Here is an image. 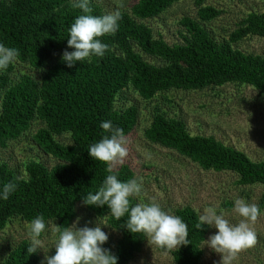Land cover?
Returning a JSON list of instances; mask_svg holds the SVG:
<instances>
[{
  "label": "trees",
  "instance_id": "1",
  "mask_svg": "<svg viewBox=\"0 0 264 264\" xmlns=\"http://www.w3.org/2000/svg\"><path fill=\"white\" fill-rule=\"evenodd\" d=\"M175 1L139 0L131 10L121 11L115 35L99 38L109 46L104 56L92 57L91 62H76L69 68L62 61V54L65 49L74 51L67 44L69 29L83 14L72 7L73 0H0V43L18 49V61L43 69L55 54L59 55L41 82L31 75H21L13 83L14 63L0 69V147L7 146L40 119L45 127L37 131L34 140L58 160L48 166L30 159L26 178L18 176L6 162L0 164V190L6 183L16 184L7 200L0 198V232L16 216L29 222L42 216L45 222L57 221L63 230L72 225L77 203H83V197L89 193L95 194L108 175H116L121 182L133 179L128 165L109 173L108 166L88 152L104 136L111 137V132L101 128L102 122L110 121L114 128L123 129L124 136L135 128L138 106L115 108L119 92L126 86H132L147 100L171 89H202L228 83L250 85L259 94L264 93V54L246 53L233 44L250 35L264 37V12H249L227 38L216 39L201 22L217 18L222 10L204 5L199 11L201 20H181L185 27L183 42L171 45L163 38L155 39L152 29L141 20L158 16ZM195 1L198 5L206 2ZM90 6L92 15L105 14L96 0H90ZM143 52L162 58L166 64L147 62ZM66 132L71 134L72 143L56 139V135ZM145 135L152 142L177 150L204 170L234 171L242 185L264 184V160L253 161L245 152L213 135H191L186 121L180 117L157 112ZM137 203L130 197V206ZM85 206L99 215L110 213L107 205ZM258 206L260 211L264 208V196ZM176 213L188 225L189 244L171 252L174 264H202L203 243L210 226L196 227L199 213L191 206ZM107 218L121 234L111 253L118 257L117 264H126L141 251L147 237L126 229L127 213L120 220L111 213ZM30 244L25 239L14 246L5 264H41L43 259L38 251L28 253Z\"/></svg>",
  "mask_w": 264,
  "mask_h": 264
},
{
  "label": "rangeland",
  "instance_id": "2",
  "mask_svg": "<svg viewBox=\"0 0 264 264\" xmlns=\"http://www.w3.org/2000/svg\"><path fill=\"white\" fill-rule=\"evenodd\" d=\"M138 1L96 0L105 14L115 11L120 4L124 5L120 11L131 10ZM204 5H212L222 10L217 18L201 22L216 39L227 38L249 12H264V0H206L201 5L195 0H177L158 16L141 22L152 29L155 39L163 38L171 45L181 43L185 33L181 20L184 17L201 20L199 11ZM233 44L246 53L264 54L263 36L250 35L240 40L237 45ZM143 56L147 62L157 66L166 64L162 58L144 52ZM57 57L59 55L55 54L43 69H35L28 63L16 60L12 73L13 83L21 75H31L41 82L45 71ZM132 104L138 106V122L135 128L124 136L128 156L122 164L116 163L113 170L128 165L133 172V179L142 181V192L139 196H133L138 203L155 201L173 215H177V210L186 206H191L199 214H202L205 208L213 207L217 214L223 210L225 218L232 224L238 223L241 219L234 211V202L237 198H243L248 203L260 204L264 196V184L242 185L237 182L239 176L234 171L204 170L198 163L177 150L150 141L145 132L151 126L157 112L168 117H180L186 121L191 135H213L245 152L251 160L259 162L264 160V93L259 94L258 90L250 85L228 83L202 89H171L159 92L147 100L143 99L132 86H126L119 92L115 108L125 109ZM42 127H45V123L36 119L28 131L10 140L7 146L0 147V164L6 162L18 176L26 178L28 177L26 164L30 159L42 161L48 166L57 163L58 160L44 152L34 140V135ZM56 139L72 143L71 134L68 132L56 135ZM76 211L73 223L77 218L78 227L94 228L98 223L109 237L103 247L114 252L121 234L110 226L107 218L110 213L96 214L88 210L82 202L77 203ZM260 213L253 225L257 234L256 244L239 253L231 264H264V208ZM45 223L46 229L40 239L47 254L54 255L59 233L53 229L58 223L55 220ZM29 229L30 222L21 216L11 218L6 228L0 232V264H5L6 257L14 246L25 239L30 240ZM217 231L215 227H210L206 240ZM147 239L141 251L136 252L126 264H174L171 252L175 249L169 251L155 246L150 247ZM206 240L203 243L202 264H220L222 255L207 247ZM44 250H37L42 259L45 256Z\"/></svg>",
  "mask_w": 264,
  "mask_h": 264
},
{
  "label": "clouds",
  "instance_id": "3",
  "mask_svg": "<svg viewBox=\"0 0 264 264\" xmlns=\"http://www.w3.org/2000/svg\"><path fill=\"white\" fill-rule=\"evenodd\" d=\"M72 7L82 10L83 14L75 19L69 29L70 38L67 39V44L74 51L65 49L62 54V61L69 68L74 67L76 62H91L92 57L104 56L109 46L99 38L115 35L119 28L118 22L122 19L120 9L124 5L120 4L115 11L99 16L91 14L93 8L90 0H73ZM18 57V49L0 43V69H7ZM100 126L105 132H111V137L104 136L98 143L91 145L88 152L95 160L105 163L108 166L106 170L111 173L114 165L122 164L128 156V149L124 146L126 140L123 129L114 128L110 121L102 122ZM15 190V183L4 184L0 190V198L7 200ZM141 192L142 181L129 179L121 182L116 175L110 174L95 194L89 193L83 197V203L97 207L107 205L116 220H120L126 213L129 214L126 229L132 234H144L150 247L171 251L188 245V225L180 216L170 214L155 201L130 206V197L139 196ZM234 204L235 213L241 217L238 223H230L223 210L217 214L215 208L208 207L199 214L196 225L198 229L205 224L218 229L206 243L212 251L222 255L220 264H231L239 253L253 247L257 242L253 225L261 214L259 206L248 203L243 198H237ZM78 224L79 218L63 230L58 226L53 229L59 235L54 246L55 254L48 255L40 239L45 232L46 223L42 216H37L30 222L31 244L27 249L28 253L31 255L38 249H43L45 256L41 264H117L118 257L103 247L109 237L102 227L98 223L94 228L78 227Z\"/></svg>",
  "mask_w": 264,
  "mask_h": 264
}]
</instances>
